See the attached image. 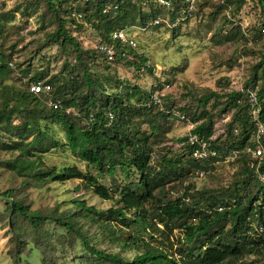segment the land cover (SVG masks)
<instances>
[{
    "label": "rangeland",
    "instance_id": "374dc122",
    "mask_svg": "<svg viewBox=\"0 0 264 264\" xmlns=\"http://www.w3.org/2000/svg\"><path fill=\"white\" fill-rule=\"evenodd\" d=\"M81 6L87 0H78ZM226 0H197L193 16L181 22L177 28L170 24L168 11L159 10L157 18L163 22L154 28L141 31L139 27L128 28V35L136 41L135 49H126L128 61L116 67H109L95 57L83 56L89 72L100 80L102 85L106 74L111 79L108 92L124 95L125 89L137 87L146 94L157 93L161 96V105L165 117L158 120V135L152 137L149 147L152 150V164L157 168L161 157L174 161L180 158L184 168L189 165V150L179 146L178 141L186 137L195 127L190 115L201 112L198 98L207 90L221 89L232 91H255L264 88V80L260 78L261 68L258 67V78L252 85V74L264 54V15L259 6L248 1L239 14H233L236 8H224ZM75 7L76 4H73ZM142 11L148 10L142 4ZM109 13V7L103 15ZM12 14L13 20L4 23L0 30V55L5 61L15 64V71L0 78L4 84L14 86L18 91H25L27 82L35 71L54 75L64 64L73 63V53L61 50L56 44L49 42L47 35L54 32L56 22L53 15L40 0H0V16ZM76 30L70 33L84 49H92L98 36L103 37L82 17L76 16ZM228 38V39H227ZM86 46V47H85ZM145 59V72L137 75L131 63L141 64ZM82 66L79 70L82 71ZM118 82V84H114ZM170 83L171 88L164 86ZM253 89V90H252ZM261 103L264 104V95ZM100 97L97 96V100ZM135 104L138 102L134 100ZM211 101L207 110L212 106ZM137 107H142L138 102ZM33 107V106H32ZM188 111L185 120L178 119L177 113ZM71 110V109H70ZM159 110L154 109L153 112ZM220 112V111H219ZM217 112V113H219ZM222 116L218 115L217 119ZM16 130L11 137L0 134V144L9 140H21L31 143L33 135L23 134L22 118L13 119ZM135 126L142 132L149 133L147 123L134 118ZM40 127L47 138L42 143L48 144L49 150L31 145V160L40 162L39 169L44 171L54 168L56 171L66 167H76L84 174L92 175L99 184L111 189V200H104L94 195L90 188L78 179L57 182L49 179L38 180L26 174H17L6 162L17 159L16 152L0 150V264H100L83 248L82 243L68 235L64 229L56 225L54 218L60 214L76 212L74 201H85L87 206L106 211L117 208V188L126 183L117 169L114 175L105 171L99 172L88 166L75 155L66 145L62 127L52 120L40 121ZM134 128L135 130L138 128ZM241 161L220 160L209 164L211 173L200 179L188 175L185 182L173 181L162 189L154 192L155 201L144 205L145 213L142 223L123 226L114 223L110 232L100 234L97 227L90 225L85 219L76 222L89 238V243L96 249L107 254H117L125 260H132L144 249H155L177 264H186L187 246L183 240L181 223L164 224L158 216L159 201H173L185 191L193 195V204L198 202L199 208L213 206L210 195H220L233 191L234 180L241 171ZM10 191L11 197L6 200L2 193ZM255 192V190H254ZM199 194H203L199 196ZM12 200L20 202L31 212L47 216L40 232L34 231L29 223L10 210ZM134 213H128L132 218ZM223 224V223H222ZM224 230L229 229V222L224 223ZM216 229H213V231ZM113 231L114 234L111 232ZM134 236L136 242L128 238ZM254 241H261L260 249L253 252L244 251L240 262L244 264H264V233H251ZM129 241H128V240Z\"/></svg>",
    "mask_w": 264,
    "mask_h": 264
},
{
    "label": "trees",
    "instance_id": "16d2710c",
    "mask_svg": "<svg viewBox=\"0 0 264 264\" xmlns=\"http://www.w3.org/2000/svg\"><path fill=\"white\" fill-rule=\"evenodd\" d=\"M40 1L45 4L56 22L55 31L47 35L48 41L56 44L63 51L73 53V63L64 64L56 74H49V77L43 72L35 71L27 82L25 91H18L14 86L4 84L0 80V134L11 137L17 127L13 119L22 118L25 120L22 124V133L33 135L31 143L17 139L0 144L1 151L18 154L16 160L6 164L17 174L23 173L38 180L49 179L57 182L81 180L94 195L104 200H111V189L99 184L92 175L84 174L73 166L57 171L54 168L42 171L39 169L40 162L31 160L33 149L31 145L40 147L42 153L49 150L48 144L42 143V139L47 138V135L40 127V121L52 120L58 123L64 131L66 145L73 155L99 172L105 171L109 175H114L119 169L126 183L116 190L117 208L100 211L93 206H87L85 201L76 200L73 202L76 212L55 217L56 225L64 229L72 238L78 239L86 252L100 264H177L174 259L150 248L144 249L140 255L134 256L129 261L117 254H107L90 245L88 236L81 231L76 221L79 218L85 219L90 225L96 226L100 234L110 232L113 222L125 227L139 223L145 225L143 207L151 201L156 202L154 192L157 189H162L173 181L183 183L190 173L193 172L192 175H195L199 169L205 170L208 175L212 170L207 166L220 160L241 161L243 166L234 180L233 191L210 195L209 199L213 201V206L199 208L198 202L193 204L191 192L184 190L182 195L173 201H159L158 216L164 224L181 222L179 227L184 231L183 240L187 246L186 264H244L240 262L244 251L253 252L260 249V239L254 241L251 236V233L259 235L254 227L259 224L264 228V186L258 181L255 168L250 167L251 158L246 153V148L254 144L255 133V123L245 95L250 89L207 90L198 98L197 104L201 112L198 114L193 112L190 115L191 122L195 124L191 133L209 136L217 116H229L225 124L226 136L212 142V147L218 153L217 158L197 162L189 154V159L186 161L189 167L184 168L180 158L170 161L161 157L156 171L152 164V150L149 145L152 137L158 135V120L168 117L164 115V110H160L162 106H146L145 103L153 93L146 94L137 87L126 88L124 95L122 92H108L112 86L108 74L104 80L107 85H102L100 80L89 72L86 67L87 62L83 58V56L95 57L99 62L112 68L128 61L126 49L131 48L116 44L117 56L112 64H108L95 48L89 49L85 46L84 49L74 34L70 33L69 27L73 28V33L76 30V15H80L91 25L96 23L95 29L103 36L98 38L103 40L116 30H125L128 33V28L132 26L147 27L150 22L157 19L160 9L168 11L171 21H174L180 15L184 0H168L171 4L168 10L158 6L154 0H87L82 6L77 4L78 0ZM248 1L256 3L260 13L264 15V0H226L224 8L233 6L236 8L233 14H239ZM73 4L76 6L74 7ZM142 4L148 7L146 12L142 11ZM107 6L109 13L103 15L102 12ZM193 14L194 12L185 21H188ZM13 18L12 14L0 16V30L4 23H8ZM154 27L150 25L146 30ZM122 52L127 57H121ZM144 63L145 59H141L140 65L131 63L137 75L146 73ZM80 66L83 67L82 71L79 70ZM258 67L261 68L260 78L264 80V54L252 74L253 87L255 80L259 79ZM11 70H16L15 64L7 63L0 55V78L7 76ZM36 82L50 86L49 99L59 103L58 109L47 108L46 97L34 96L29 92V84ZM255 94L261 108L259 120L264 123V104L261 103L264 88L259 94ZM97 96L100 97L99 100ZM134 100L142 102V107H137L138 102L135 104ZM211 101H213L212 106L207 110V105ZM67 109H71L74 114H67L65 112ZM154 109L159 111L153 112ZM183 112L184 114L181 115L184 116L188 113L184 108ZM109 114L113 115L112 121L108 118ZM91 116L92 120H90ZM136 117L142 121L138 123L139 125L148 124L150 134L140 131L135 126ZM135 127L138 129L135 130ZM178 141H182L181 147L185 146L189 150V146L185 145L186 137ZM261 145L264 148V135ZM257 171L264 173V161ZM1 196L8 200L11 197L10 191L2 193ZM10 210L13 215L16 214L26 220L37 232L42 230L44 222L48 219L38 212L29 211L26 206L14 200L10 204ZM128 213H134V216L127 218ZM226 222H229V229L225 231ZM111 232L114 234L113 231ZM128 239L131 242L137 241L134 236Z\"/></svg>",
    "mask_w": 264,
    "mask_h": 264
},
{
    "label": "built area",
    "instance_id": "2783aa9c",
    "mask_svg": "<svg viewBox=\"0 0 264 264\" xmlns=\"http://www.w3.org/2000/svg\"><path fill=\"white\" fill-rule=\"evenodd\" d=\"M154 2L162 7L163 9H170L171 4L168 0H154ZM197 0H184L183 1V8L180 9L179 17L175 18L174 21H170V24L173 28H176L181 22L185 21L190 14L194 11V7ZM106 8L103 10L105 11ZM78 19H81L80 15H76ZM163 21L159 18L154 19L150 22L148 26L153 25H160ZM140 28L141 31H145L146 28ZM116 44H120L123 47H129L131 49H135L137 47L136 41L133 37L129 36L127 31L125 30H116L108 35L106 40L98 38L96 43L94 44L93 48H95L98 53L103 57V60L108 63L112 64L115 61L117 56L116 53ZM121 57H125V53L122 52L120 54ZM127 57V56H126ZM11 65V64H10ZM165 90H169L171 85L166 84L164 86ZM29 92L34 96H44L46 97L45 105L49 109H58L60 107L58 102L52 101L51 96V88L49 85L44 84L43 82H36L30 83L28 86ZM247 102L250 106V114L252 117L253 122L255 123V133L253 138V146L246 148V153L250 155L251 163L250 167L255 168V175L260 182L261 185L264 186V173H259L257 170L261 166L264 161V148L261 145V139L264 135V123L259 120V115L261 113V108L258 104L257 96L254 91L248 90L246 93ZM146 106L150 105H161V96L157 93H153L149 100L145 103ZM67 114L73 113L72 110L67 109L65 110ZM180 120H185V116L177 113L175 115ZM108 118L110 121L113 120V115L109 114ZM229 116H223L214 121L213 128L211 134L209 136L199 135L189 133L186 136L185 145L189 146V154L190 157L197 161V162H206L211 159H215L218 156L217 151L212 147V142L217 140V138H224L226 136V128L225 124L227 123ZM92 120V116L90 118ZM180 144L179 146H182ZM234 157L236 153H233ZM207 174L205 170H197L195 172V176L202 179ZM255 232L258 234H262L264 232V228L262 225L257 224L255 227Z\"/></svg>",
    "mask_w": 264,
    "mask_h": 264
}]
</instances>
